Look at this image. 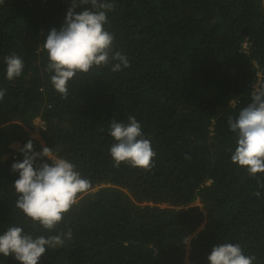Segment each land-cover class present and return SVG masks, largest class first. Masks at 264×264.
<instances>
[{
	"label": "trees",
	"instance_id": "16d2710c",
	"mask_svg": "<svg viewBox=\"0 0 264 264\" xmlns=\"http://www.w3.org/2000/svg\"><path fill=\"white\" fill-rule=\"evenodd\" d=\"M107 2L114 9L104 27L130 66L113 72L112 60L76 73L67 98L51 82L42 43L73 0L0 3V235L13 226L33 238L63 234V246L38 264H182L187 253L192 264H210L222 243L264 264V173L253 177L231 160L237 134L228 124L251 103L252 84L264 83V0ZM83 8L96 11L75 10ZM13 53L24 67L8 80ZM129 116L156 153L149 170L114 166L110 125ZM36 118L39 139L30 137ZM29 140L91 185L51 230L16 208L19 172L11 165ZM201 225L186 247L182 240ZM0 264L21 262L0 254Z\"/></svg>",
	"mask_w": 264,
	"mask_h": 264
},
{
	"label": "clouds",
	"instance_id": "9594fccd",
	"mask_svg": "<svg viewBox=\"0 0 264 264\" xmlns=\"http://www.w3.org/2000/svg\"><path fill=\"white\" fill-rule=\"evenodd\" d=\"M88 4L96 11L87 8L80 12L75 10L78 6ZM113 9L114 4L107 0H73L64 24L47 33L42 43L49 59L47 70L54 72L51 82L63 98L68 96V82L78 72L87 73L94 66H106L112 60L117 61L111 68L113 72L130 66L126 55L113 51L114 35L104 27L108 22L107 13ZM40 50L41 46L37 53ZM5 61L8 80L22 74L24 63L21 57L13 53ZM4 95V91L0 90V100H3ZM128 120L127 124L113 120L110 125V135L116 141L110 148L114 166L126 163L133 168L149 170L156 153L150 141L144 138L137 119L129 116ZM228 124L237 134V146L231 160L246 167L248 174L253 177L264 173V83L256 81L252 84L251 103L240 110L236 119L229 117ZM19 151L23 153L24 159L11 165L12 171L19 172V178L14 182L18 197L16 208L44 229H54L77 203L78 195L89 190L90 182L75 170L70 161L54 156L52 149L47 146L37 152L33 141L29 140ZM258 183L264 187V182ZM202 228L203 225L197 232ZM197 232L182 240L186 247ZM62 235L33 238L24 234L21 227L13 226L0 235V254L14 256L21 264H38L47 249L63 246ZM67 235L70 237L71 232ZM254 259V256H246L240 245L233 243L214 246L208 256L210 264H253ZM181 263H193L188 253Z\"/></svg>",
	"mask_w": 264,
	"mask_h": 264
},
{
	"label": "rangeland",
	"instance_id": "374dc122",
	"mask_svg": "<svg viewBox=\"0 0 264 264\" xmlns=\"http://www.w3.org/2000/svg\"><path fill=\"white\" fill-rule=\"evenodd\" d=\"M34 126H35V129L33 131H30V137L33 138V139H39L40 136H39V132H38V129L40 127V121L39 120H34ZM42 142V141H41ZM43 143V142H42ZM21 145V144H19ZM17 148L18 145H17ZM6 156V154H3V158ZM197 232V231H196Z\"/></svg>",
	"mask_w": 264,
	"mask_h": 264
},
{
	"label": "built area",
	"instance_id": "2783aa9c",
	"mask_svg": "<svg viewBox=\"0 0 264 264\" xmlns=\"http://www.w3.org/2000/svg\"><path fill=\"white\" fill-rule=\"evenodd\" d=\"M246 47V44H244L243 45V48H245ZM36 120H39L40 121V127H39V129H38V132H39V130L40 129H42L43 127H44V124H43V122L40 120V118H36ZM23 147V146H22ZM16 155L14 154V157H15Z\"/></svg>",
	"mask_w": 264,
	"mask_h": 264
}]
</instances>
